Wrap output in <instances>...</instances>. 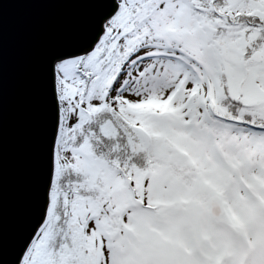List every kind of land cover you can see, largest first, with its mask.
Returning <instances> with one entry per match:
<instances>
[{"label": "snow or ice", "instance_id": "6c2138e0", "mask_svg": "<svg viewBox=\"0 0 264 264\" xmlns=\"http://www.w3.org/2000/svg\"><path fill=\"white\" fill-rule=\"evenodd\" d=\"M10 4L88 23L46 57L6 240ZM0 264H264V0H0Z\"/></svg>", "mask_w": 264, "mask_h": 264}, {"label": "water", "instance_id": "95a60500", "mask_svg": "<svg viewBox=\"0 0 264 264\" xmlns=\"http://www.w3.org/2000/svg\"><path fill=\"white\" fill-rule=\"evenodd\" d=\"M88 23L77 9L28 4L5 6L4 89L5 166L9 198L6 203V240L18 210L26 174L38 83L48 53ZM12 241L6 242L5 259L11 260Z\"/></svg>", "mask_w": 264, "mask_h": 264}]
</instances>
